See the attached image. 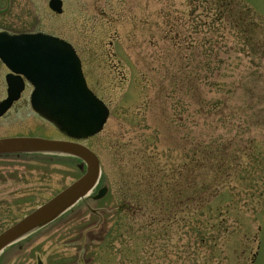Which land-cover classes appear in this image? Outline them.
<instances>
[{
    "label": "rangeland",
    "instance_id": "obj_1",
    "mask_svg": "<svg viewBox=\"0 0 264 264\" xmlns=\"http://www.w3.org/2000/svg\"><path fill=\"white\" fill-rule=\"evenodd\" d=\"M48 2L0 0V31L73 44L110 109L82 141L101 177L6 246L0 264H264V0H63L60 14ZM8 71L0 61V100ZM31 90L0 118V138H65L33 110ZM83 162L0 153V232L79 178ZM157 166L181 187L202 185L205 203L161 210L146 175Z\"/></svg>",
    "mask_w": 264,
    "mask_h": 264
},
{
    "label": "water",
    "instance_id": "obj_2",
    "mask_svg": "<svg viewBox=\"0 0 264 264\" xmlns=\"http://www.w3.org/2000/svg\"><path fill=\"white\" fill-rule=\"evenodd\" d=\"M61 4V0L50 1V6L58 12L62 10ZM0 59L10 70L6 75L7 97L0 101V117L20 97L26 78L34 86L33 109L68 137L83 139L103 129L109 108L88 87L81 60L69 42L43 32L0 31ZM30 151L58 152L81 158L86 170L45 203L0 232V252L73 206L95 187L100 177L98 156L78 141L38 136L0 138V153ZM106 192L107 187L103 186L95 198Z\"/></svg>",
    "mask_w": 264,
    "mask_h": 264
},
{
    "label": "trees",
    "instance_id": "obj_3",
    "mask_svg": "<svg viewBox=\"0 0 264 264\" xmlns=\"http://www.w3.org/2000/svg\"><path fill=\"white\" fill-rule=\"evenodd\" d=\"M156 168L158 171L156 169L153 172H149L148 174H146V172L145 174L148 176L150 175V177L153 179V187L156 190V194L163 197V200L160 201L162 204L161 210L173 212L175 208H179L180 210L187 212V215H189L190 213H195L192 211L197 210V203H200L201 205L205 203V200L201 198L200 194L202 193L204 187L200 184H195L194 179L192 180V184L188 185V178H186V185L181 187L180 182L176 183L172 180L174 179L173 176H169L168 178L166 173H161L162 167L157 166ZM156 173L161 174L158 177H155ZM194 173H197L195 176L198 177L199 171L195 166L193 169V174Z\"/></svg>",
    "mask_w": 264,
    "mask_h": 264
},
{
    "label": "bare ground",
    "instance_id": "obj_4",
    "mask_svg": "<svg viewBox=\"0 0 264 264\" xmlns=\"http://www.w3.org/2000/svg\"><path fill=\"white\" fill-rule=\"evenodd\" d=\"M91 191H93V190H91ZM90 193L91 192H88V194H86V196L87 195H90ZM45 223H43L42 225H40V226H43ZM40 226H38V228L40 227ZM38 228H36V229H33V230H31V231H29L28 233H26V234H29L30 232H32V231H35V230H37Z\"/></svg>",
    "mask_w": 264,
    "mask_h": 264
}]
</instances>
